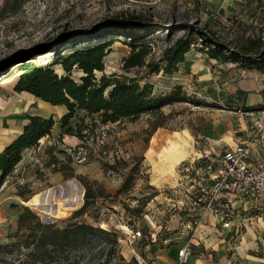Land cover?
Instances as JSON below:
<instances>
[{
	"label": "rangeland",
	"instance_id": "rangeland-1",
	"mask_svg": "<svg viewBox=\"0 0 264 264\" xmlns=\"http://www.w3.org/2000/svg\"><path fill=\"white\" fill-rule=\"evenodd\" d=\"M255 4L254 0H0V66L5 65L0 70V157L4 156L5 146L11 139L13 143L24 132L30 123L29 117L53 118L55 121L51 135L23 151L21 162L0 187V245L15 242L17 239L12 236L23 234L24 231L18 230L17 220L27 208L43 223L56 228L64 229L81 222L111 233L108 236L91 234L74 248L52 254L43 264H136L135 253L146 259L148 264H153L154 257L150 250H146L152 234L161 239L168 238L174 231L170 225L174 216L186 217L188 221L195 216L193 211L179 213L184 208L182 211L174 209L168 202L167 198L171 196L168 187L175 184L173 180L159 185L163 193L150 185L161 176L157 171L148 172L144 165L145 155L150 153L157 160H166L168 151L176 153V149L182 151L189 147L192 135L204 132L217 135L216 125L236 129L238 122L234 112L246 105L244 93L216 88L215 83L219 81L226 80L224 82L232 84L234 80H230L232 77L226 79L224 71L219 68L220 62L208 58L201 46L186 54L174 74L160 72L147 75L145 68L130 72L123 70L124 59L130 55L131 48L124 40H115L106 50L104 71L95 72L97 78L112 74L136 78L140 87L152 85L154 95L168 94L180 87L191 102L200 101L202 105L174 103L157 113L142 115L135 122L125 120L96 127L92 132L85 131L88 133L86 140L75 137L76 140L63 135L66 130L60 121L68 113L65 107H53L32 94L15 91L23 63L47 67L51 62L50 54L31 58L23 56L25 52L49 44L63 33L90 30L126 14L140 15L144 22L160 27L197 20L201 27L211 28L229 38L234 30H239V21L255 27L264 25V13H255ZM180 35L176 34L171 41L165 33L146 38L144 42L153 48L147 61H159L162 51ZM72 49L68 48L67 53ZM52 68L59 77L69 76L79 83L85 76L77 67L70 73L59 64ZM236 95H241L239 104ZM81 117L85 114L78 113L72 118L70 127L76 128ZM86 123L91 124L92 119L86 118ZM157 135L166 138L167 142L151 143L150 138ZM172 139L174 143H170ZM66 155L72 157L71 166L76 176L97 181L112 196L97 199L83 215L76 214L84 204V187L77 178L65 179L62 173L56 172L62 163H66ZM115 159L126 161V168L118 173H106L103 164H112ZM128 180L132 183L130 191L117 195ZM72 181L79 185V190L73 187ZM48 190L55 191L52 204L59 207L58 218L43 216L24 205V202ZM80 194L79 203L62 205L63 201ZM129 231H141L142 238L132 244L127 243L124 239ZM157 245L164 248L167 244L163 240ZM20 255L18 250L9 253L0 249V264H20V261L26 264L25 257Z\"/></svg>",
	"mask_w": 264,
	"mask_h": 264
},
{
	"label": "trees",
	"instance_id": "trees-1",
	"mask_svg": "<svg viewBox=\"0 0 264 264\" xmlns=\"http://www.w3.org/2000/svg\"><path fill=\"white\" fill-rule=\"evenodd\" d=\"M255 13H264L263 0H254ZM257 15L254 16V19ZM239 30H234L229 38H224L217 31L201 27L196 20L192 23L182 22L168 27H160L144 22L140 15L126 14L108 20L90 30L66 32L49 44L39 45L25 52L23 56L34 58L42 54H50L51 62L47 67H38L32 63H23L20 80L15 87L18 93L27 92L38 99L52 105L63 106L68 113L61 119L63 135L76 137L81 141L88 137L96 127H105L122 121H137L142 115L157 113L162 108L174 103H193L176 88L164 95H154L153 86L145 84L140 87L138 79H129L117 74L103 75L97 78L95 72L104 71L106 50L115 40H124L131 48L130 55L124 59L123 70L146 69L147 75H172L178 71L186 54L192 48L201 46L208 58L220 63L237 64L240 68L264 73V25L255 27L238 22ZM165 33L169 41L176 34H181L172 44L166 47L159 61H147L152 55V46L144 40L152 35ZM120 36V37H118ZM123 38V39H118ZM68 48H73L67 53ZM61 65L65 72L70 73L75 67L85 74L81 82L69 76L59 77L53 70L54 65ZM5 65L0 66V70ZM264 94V92H263ZM201 106L200 101L193 103ZM241 110H264V104L257 108L244 107ZM84 113L76 128L70 127V120ZM86 118L92 123L87 124ZM30 123L24 132L10 145L4 153L7 165L0 176V187L7 176L21 162L22 153L37 145V142L50 136L55 125L53 118L44 119L39 116L29 117ZM72 165V157L66 155V163H62L56 172L62 173L65 179L77 178L85 189L84 204L76 215L86 213L97 199L111 198L97 181H90L83 176H76ZM126 161L115 159L114 163H104L103 170L118 173L125 169ZM131 181H125L117 195L130 191ZM18 230L22 235L12 236L15 242L0 245L1 250L11 253L18 250L25 257L26 264H43L57 252H65L85 241L91 234L99 233L108 236V231L100 230L85 223L73 224L60 229L45 224L31 210L25 208L17 220ZM22 264V261H20Z\"/></svg>",
	"mask_w": 264,
	"mask_h": 264
},
{
	"label": "crops",
	"instance_id": "crops-1",
	"mask_svg": "<svg viewBox=\"0 0 264 264\" xmlns=\"http://www.w3.org/2000/svg\"><path fill=\"white\" fill-rule=\"evenodd\" d=\"M219 65V68L224 71L226 79L232 77L230 80H234V83L229 84L224 82L226 80L219 81L218 79L219 82L215 83L218 90H228L236 94L238 92L244 93L243 101L246 102L245 107L247 108H257L264 104V73L255 70H242L233 63H219ZM235 76L240 78H234ZM240 96L236 95L238 104L240 103ZM234 116L238 122L236 129L229 130L223 128V125H216L218 128L217 135L210 132H204L198 136L192 135L189 137V147L182 151L176 149V153H172L171 150L168 151L169 155L166 160H157L150 153H147L144 165L148 172L155 173L157 171L161 176L150 185L155 186L160 191L163 190L160 189V184L173 180L175 184L169 186L168 189L175 188L177 183L174 168L179 163L198 156L201 149L200 145H203L205 150L222 153L245 141H251L250 160H264V135L256 136L249 119L239 116L237 112H234ZM70 138L76 139L72 136ZM150 141L151 143L163 144L166 138L157 135L150 138ZM170 143H174V139L170 140ZM11 144L12 139L5 147L7 148ZM0 160L1 171L7 164L6 155L1 156ZM165 176L168 178L162 180ZM219 204H228L232 209L230 228H223L220 220L212 214H200L199 229L193 232L187 230L185 226L188 221L186 217L174 216L170 221L174 231L169 233L168 238L162 236L161 239V237H157L158 235L152 234L151 243L146 250H150V255L154 257L153 264H178V251L185 245H188L192 251L190 264H264V215L259 211L257 202L252 200L245 203L241 200L222 197ZM192 211L195 213L196 210L193 209ZM163 240L164 244L167 245L164 248H159L157 242Z\"/></svg>",
	"mask_w": 264,
	"mask_h": 264
},
{
	"label": "built area",
	"instance_id": "built-area-1",
	"mask_svg": "<svg viewBox=\"0 0 264 264\" xmlns=\"http://www.w3.org/2000/svg\"><path fill=\"white\" fill-rule=\"evenodd\" d=\"M236 112L249 119L256 136L264 135V110L238 109ZM251 145V141H245L222 153L205 150L200 145L198 156L174 168L177 186L168 189L171 196L167 200L174 209L182 211L184 208L179 213L196 210L194 219L185 224L187 230L197 231L203 214L216 216L223 228H230L232 209L228 204H219L222 197L245 203L256 201L259 211L264 215V160H250ZM159 193H163V190ZM141 238V231H129L124 240L132 244ZM191 259L192 251L188 245L178 251V264H190ZM134 260L136 264H147L139 254L134 255Z\"/></svg>",
	"mask_w": 264,
	"mask_h": 264
},
{
	"label": "bare ground",
	"instance_id": "bare-ground-1",
	"mask_svg": "<svg viewBox=\"0 0 264 264\" xmlns=\"http://www.w3.org/2000/svg\"><path fill=\"white\" fill-rule=\"evenodd\" d=\"M71 183L75 189L78 190L80 189L79 185L76 182L72 181ZM55 197H56L55 191L48 190L42 194L34 196L29 201L24 202V205H27L33 210L38 211L43 216L50 218H58L59 207H56V205L52 204ZM81 198L82 196L80 194L76 197H72L70 199L63 201L62 205L65 206V204L67 203L77 204L81 201Z\"/></svg>",
	"mask_w": 264,
	"mask_h": 264
}]
</instances>
